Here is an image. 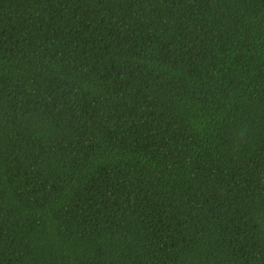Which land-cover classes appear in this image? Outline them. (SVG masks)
I'll return each mask as SVG.
<instances>
[{
	"label": "trees",
	"instance_id": "1",
	"mask_svg": "<svg viewBox=\"0 0 264 264\" xmlns=\"http://www.w3.org/2000/svg\"><path fill=\"white\" fill-rule=\"evenodd\" d=\"M0 264H264V0H0Z\"/></svg>",
	"mask_w": 264,
	"mask_h": 264
}]
</instances>
